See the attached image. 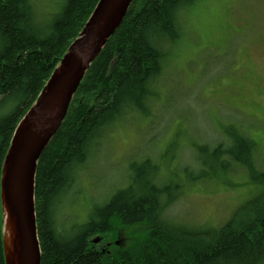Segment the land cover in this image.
Masks as SVG:
<instances>
[{"label": "trees", "instance_id": "trees-1", "mask_svg": "<svg viewBox=\"0 0 264 264\" xmlns=\"http://www.w3.org/2000/svg\"><path fill=\"white\" fill-rule=\"evenodd\" d=\"M98 1L50 0L51 11L39 14L34 0H0V176L17 124ZM196 1L132 0L120 26L87 70L37 163L41 264H260L264 260V191L241 204L221 225L174 222L164 213L176 198L175 185L161 177L159 165L150 159L134 163L129 182L107 202L93 205L83 223L65 228L68 218L59 221L68 187L95 142L117 120L148 111L147 103L156 96L155 81L170 55L165 47L182 34L179 14ZM226 127L232 130V143L220 139L215 146L204 143L197 148L198 158L209 156L211 165L189 172L191 178L218 177L216 168L228 173L236 159L250 168V174L256 172L250 157L256 141L236 126L235 132L232 123ZM247 150L250 158L243 160L240 153ZM259 178L264 186V173ZM2 228L0 197V264H5ZM120 228L134 234L125 247L116 244Z\"/></svg>", "mask_w": 264, "mask_h": 264}, {"label": "rangeland", "instance_id": "rangeland-1", "mask_svg": "<svg viewBox=\"0 0 264 264\" xmlns=\"http://www.w3.org/2000/svg\"><path fill=\"white\" fill-rule=\"evenodd\" d=\"M34 3L39 14L52 9L50 0ZM179 20L181 37L165 47L170 55L148 111L117 120L95 142L64 197L59 221L68 218L65 228L83 223L93 205L124 187L135 173L134 163L145 159L159 165L161 177L175 185L176 198L164 213L174 222L221 225L264 191L258 183L264 173V0H197L180 12ZM228 123L256 141L250 156L256 172L250 174L236 159L228 173L216 168L218 177L191 178L189 172L211 165L209 156L198 158L197 148L215 146L220 139L232 143ZM240 156L248 160L249 151ZM118 232L116 244L132 243L130 229Z\"/></svg>", "mask_w": 264, "mask_h": 264}, {"label": "water", "instance_id": "water-1", "mask_svg": "<svg viewBox=\"0 0 264 264\" xmlns=\"http://www.w3.org/2000/svg\"><path fill=\"white\" fill-rule=\"evenodd\" d=\"M131 2L98 1L81 33L17 124L0 176L5 264H41L35 197L38 160L63 122L87 70L120 26Z\"/></svg>", "mask_w": 264, "mask_h": 264}, {"label": "bare ground", "instance_id": "bare-ground-1", "mask_svg": "<svg viewBox=\"0 0 264 264\" xmlns=\"http://www.w3.org/2000/svg\"><path fill=\"white\" fill-rule=\"evenodd\" d=\"M91 151H92V149H91ZM69 179H70V178H69ZM68 188H71V185H70Z\"/></svg>", "mask_w": 264, "mask_h": 264}]
</instances>
